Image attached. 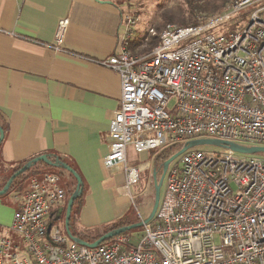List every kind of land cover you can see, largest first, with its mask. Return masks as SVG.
I'll return each mask as SVG.
<instances>
[{"label":"built area","instance_id":"1","mask_svg":"<svg viewBox=\"0 0 264 264\" xmlns=\"http://www.w3.org/2000/svg\"><path fill=\"white\" fill-rule=\"evenodd\" d=\"M262 3L237 0L197 25L169 24L145 55L130 51L137 21L123 17L116 52L98 63L121 80L106 168L124 164L133 185L140 169L129 165V146L144 153L208 136L264 147V5L245 26L217 31ZM68 26V18L58 23L56 52H64ZM238 154L187 150L142 236L121 234L96 248L72 241L56 224L66 203L60 175L34 178L0 234V264H264V158Z\"/></svg>","mask_w":264,"mask_h":264},{"label":"crops","instance_id":"2","mask_svg":"<svg viewBox=\"0 0 264 264\" xmlns=\"http://www.w3.org/2000/svg\"><path fill=\"white\" fill-rule=\"evenodd\" d=\"M124 11L112 0H0V186L23 161L63 158L86 183L83 227L124 217L117 198L131 197L123 190L132 186L125 172L118 176L116 167L104 165L106 136L121 107V80L98 64L119 46ZM64 18V52H56L51 45ZM19 203L0 198V234Z\"/></svg>","mask_w":264,"mask_h":264},{"label":"rangeland","instance_id":"3","mask_svg":"<svg viewBox=\"0 0 264 264\" xmlns=\"http://www.w3.org/2000/svg\"><path fill=\"white\" fill-rule=\"evenodd\" d=\"M116 4H120L124 9L123 15H132L135 20L137 21L136 25L134 26L133 30L135 32L134 37L130 40L129 49L134 55H145L143 52V49L145 47V44L140 45L139 47H136L141 40L140 38L142 36H148L149 34L151 36H154L157 34L156 27L160 25L161 17L160 14L165 11H172L174 13L181 14V11L184 9V1L183 0H150V1H140V0H112ZM264 3H262L259 6H252L250 8V11L248 12H241L236 18L233 20H230L225 25L221 26L217 31L222 34H228L231 30V27L236 24L238 27L245 26L249 21V14L253 11H255L257 8L263 6ZM175 24V23H170ZM169 25V24H168ZM178 25V24H176ZM179 26V25H178ZM163 32V31H162ZM161 32V33H162ZM161 35V34H160ZM142 42V41H141ZM201 138L205 139H214L208 136H202ZM189 141L180 142V144H186ZM173 142H170L167 146L163 148H158L156 150L144 152V153H138L135 151L133 146H129L128 148V159L131 160L133 158L134 162L130 163L129 165L135 166L140 169V178L139 180L133 184L130 188H123L125 192L131 195L130 198H124L120 196L117 198L118 203L122 204V207L124 209V214L126 217H129L134 224H139L141 221L139 212L141 213L142 217L146 220L149 218L155 201V188H156V178L157 182H160L163 179V183L161 186V194H160V205L164 199L167 185H168V179L170 175V171L180 162L183 154L179 156L177 159H175L171 164L169 165V168L164 174L162 168V163L156 162L157 156L163 151L165 148H169L174 145ZM180 147H177L174 149L177 154L180 152ZM190 150L195 151H204V152H217L220 150L219 147L212 146V145H205V146H199V147H193L190 148ZM174 154V155H175ZM239 157H262L264 158L263 154H253V155H246V154H238ZM142 165H146L144 168H141ZM116 171L119 173L118 176H121L122 173L125 172V165L121 164L116 167ZM47 174H57L60 175L63 180L66 182L67 177H65L62 173H65L62 168H54L49 169L46 171ZM45 173V174H46ZM117 173V174H118ZM164 175V178H163ZM156 177V178H155ZM29 183H27L28 187ZM29 188H21L18 190H15L13 193H9L8 195L1 198H8L10 203H12L14 206H17L19 203L20 197L25 194V192ZM56 224L60 227L61 232L65 235V215H63L62 218L56 221ZM133 224V225H134ZM107 224L103 226H97L94 227H83L81 223H79L80 230L82 229H91L93 234L101 233L102 231L107 228ZM130 234H138L142 236L144 233V227H138L130 232ZM12 237L15 240L20 239V237L17 234H13Z\"/></svg>","mask_w":264,"mask_h":264},{"label":"trees","instance_id":"4","mask_svg":"<svg viewBox=\"0 0 264 264\" xmlns=\"http://www.w3.org/2000/svg\"><path fill=\"white\" fill-rule=\"evenodd\" d=\"M140 1H150V0H140ZM184 1V9L181 11V14L174 13L172 11H165L160 14L161 22L158 27H156L157 34L154 36H151L150 34L148 36L141 37V40L139 41L138 45L136 47H139L140 45L145 44V47L143 49L144 54L150 53L153 48H155L159 42H160V34L161 32L166 28V26L170 23L178 24L181 27H187L192 25H197L199 21L202 18H210L216 15H219L225 11V9L236 2L237 0H183ZM142 41V42H141ZM185 144H178L171 146L169 148H165L161 153L157 156L156 162L162 163V168L164 167V164L167 160H169L174 154L176 153L174 149L177 147H180L181 150ZM50 159L52 161H55L58 157L57 156H50ZM36 158V157H35ZM33 158V159H35ZM33 159H29L26 161H23L15 166H12L10 170V173L8 175H5L2 179V184L0 186V191L6 186L9 179L16 174L18 171H20L24 166H26L29 162H31ZM64 164H67L69 167H71L75 172L79 174V171L77 168L69 161L59 158ZM49 169H54V167L49 166L45 164L44 162H38L37 164L33 165L30 169H28L26 172L22 173L21 175L17 176L11 186L10 189L7 191V193L4 195H8L9 193H13L15 190L21 189V188H27V183L29 185L31 184V181L34 178H39L43 175H45L46 171ZM64 170V169H63ZM65 173H62L65 177H67V182L61 178V184L62 187L65 190L66 194V203L65 207L63 209V214L66 215V210L68 206L69 199L74 194L77 188V180L76 178L69 173L68 171L64 170ZM47 174V173H46ZM81 177V175L79 174ZM82 179V189L83 194L82 196L78 197L74 205L72 207L71 217H70V231L73 236L77 237L80 241L87 242L89 244H93L97 240H99L103 235L115 231L119 228H123L126 226L133 225L134 222L129 217H122L118 220H116L114 223L110 224L102 233L93 234L91 229H78L79 228V214L81 212V209L83 208V204L85 202V195L87 192L86 183L84 179ZM28 191V190H27ZM26 191V192H27ZM25 192V193H26ZM2 196V197H4ZM1 198V196H0ZM128 233V232H127ZM124 233V234H127ZM66 234V230H65ZM116 238H113L111 240H107L105 244L112 243L115 241Z\"/></svg>","mask_w":264,"mask_h":264},{"label":"water","instance_id":"5","mask_svg":"<svg viewBox=\"0 0 264 264\" xmlns=\"http://www.w3.org/2000/svg\"><path fill=\"white\" fill-rule=\"evenodd\" d=\"M4 140V131L3 129L0 127V145L2 144ZM205 145H212V146H216L219 148L222 147H228L231 150H233L236 153L239 154H246V155H253V154H263L264 153V147H244V146H240L234 143H230V142H225V141H220V140H215V139H196V140H191L189 142H187L185 144V146L180 150V152H178L177 154H175L174 156H172L169 160H167L164 164V174H166L169 165L171 164V162H173L175 159H177L179 156H181L183 153H185L187 150H189L190 148L193 147H199V146H205ZM38 162H44L45 164L52 166L54 168H62L66 171H68L69 173H71L77 180L78 184H77V188L76 191L74 192V194L71 196V198L69 199L68 202V206H67V210H66V215H65V230L66 233L68 235V237L80 244L83 245L85 247L88 248H96L99 245L105 243L107 240H111L121 234L130 232L131 230L144 226L145 224H148L149 222H151L157 211L159 208V204H160V194H161V186L163 183V179L160 182H157V178H156V188H155V201H154V206L152 209V212L149 216L148 219H146L144 222H140L139 224H134V225H130V226H126L123 228H119L115 231L109 232L105 235H103L99 240H97L96 242H94L93 244H89L87 242H83L80 241L77 237L73 236L71 231H70V217H71V212H72V207L74 205L75 200L82 196L83 194V185H82V179L79 176V174L77 172H75V170H73L71 167H69L67 164H64L59 158H57L55 161H52L50 159V157L48 155H42L39 156L35 159H33L31 162H29L26 166H24L20 171H18L16 174H14L9 181L7 182L6 186L3 188V190L0 191V196H3L7 193V191L10 189V186L13 182V180L21 175L22 173L26 172L28 169H30L33 165L37 164ZM164 178V175H163ZM63 213V210H60L59 212V216H61Z\"/></svg>","mask_w":264,"mask_h":264}]
</instances>
